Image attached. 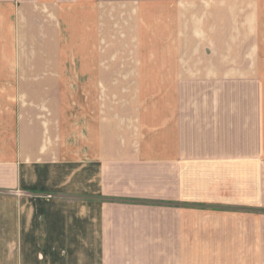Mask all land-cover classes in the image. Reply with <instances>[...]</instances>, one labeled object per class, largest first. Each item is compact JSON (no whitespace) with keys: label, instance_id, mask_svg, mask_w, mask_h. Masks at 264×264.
Instances as JSON below:
<instances>
[{"label":"crops","instance_id":"1","mask_svg":"<svg viewBox=\"0 0 264 264\" xmlns=\"http://www.w3.org/2000/svg\"><path fill=\"white\" fill-rule=\"evenodd\" d=\"M0 264H264V0H0Z\"/></svg>","mask_w":264,"mask_h":264},{"label":"rangeland","instance_id":"2","mask_svg":"<svg viewBox=\"0 0 264 264\" xmlns=\"http://www.w3.org/2000/svg\"><path fill=\"white\" fill-rule=\"evenodd\" d=\"M236 12H229V11H224V13H221L222 16H224V19L222 22H220L219 26L216 28L217 31L221 30L223 32L224 30V37L226 40H228V42L224 43L223 46V50L225 49V53H221L219 56L216 55L214 48L217 46H219V44L217 43H209L207 44L205 43V49H201L199 47V45L197 44V47L195 46L191 51H192V55L193 52L196 54H201L199 51L202 50L203 53L208 56V58L203 57V55L201 54L202 59H200L199 63H204L202 64V66H205L206 64V60L208 59L210 62H214L211 67L206 66L204 69V72L207 74L210 68H222V66L224 64H227L228 60L226 59V57L229 54H235L236 50H239L240 52V64L241 67H246V49H247V32H246V18H247V11L246 10H241L240 12H237V14H235ZM113 20V18H112ZM114 26V23H113ZM48 33L45 35L46 37H52L54 32L52 31H47ZM73 33L68 29L65 28L61 31V39L64 41V43L66 44V42H69L73 39ZM229 36V37H228ZM233 36L236 37V39L233 41ZM228 37V38H227ZM190 40V39H189ZM186 52H187V48L189 45V41H187L186 43ZM234 45V46H233ZM173 48H175V50H179L182 48V45H180L179 43H173L172 44ZM207 46H209V48H207ZM222 48V47H221ZM76 62L79 63L76 70L78 68L81 67V63L83 64V66L85 67L86 62L88 61L87 57H83V58H76ZM88 68H85V71L87 72ZM204 74V73H203ZM205 75V74H204ZM66 77H71V76H66ZM78 78V82L81 83H86L87 82V75H80L77 74L75 75V78ZM95 91L96 89L94 87H92ZM98 88V87H96ZM93 89H83L82 93H84L87 98H90L89 96H87L88 94L93 95V93L95 91H93ZM237 87L236 86H232L229 90H236ZM149 94H153V96H155L156 99H164V98H168V93L166 90L162 89H158V90H151L149 92H147ZM106 92H103V97H106ZM112 98V97H111ZM113 99V98H112ZM155 107H157L155 105ZM130 136V135H129ZM231 171V170H230ZM224 171V179H223V185H224V189H223V195L225 196H229L231 197V190H230V186L233 182H235L236 184H238L241 187V194L243 189L245 188H250L248 186L249 181H252V185H253V179H254V172H249L248 170H240V175H235L233 174V172L231 171ZM206 177H203V180L205 181L204 187H202V190L205 188V186L207 184H212L214 182V178H215V173H212V170L206 171L204 172ZM195 180V178H193V181ZM122 204H127V205H134V206H144V207H155V204H147L145 201L144 202H122ZM149 205V206H148ZM154 205V206H153ZM211 205H207L204 206L203 210H211V208H209Z\"/></svg>","mask_w":264,"mask_h":264}]
</instances>
